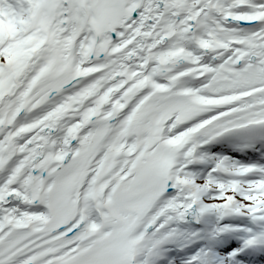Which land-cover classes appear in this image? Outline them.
<instances>
[{
  "label": "snow or ice",
  "instance_id": "obj_1",
  "mask_svg": "<svg viewBox=\"0 0 264 264\" xmlns=\"http://www.w3.org/2000/svg\"><path fill=\"white\" fill-rule=\"evenodd\" d=\"M0 264H264V0H0Z\"/></svg>",
  "mask_w": 264,
  "mask_h": 264
}]
</instances>
